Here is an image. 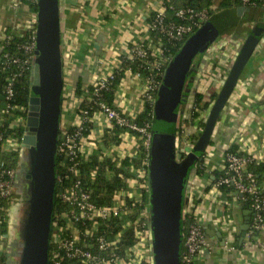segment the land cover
<instances>
[{
  "label": "crops",
  "instance_id": "1",
  "mask_svg": "<svg viewBox=\"0 0 264 264\" xmlns=\"http://www.w3.org/2000/svg\"><path fill=\"white\" fill-rule=\"evenodd\" d=\"M169 1L59 0L64 73L61 128L71 130L80 101L86 97L75 94L78 84L81 83L85 90L113 70L119 58L127 54L132 45L146 38L150 20L158 11H163ZM31 3V0H0V54L8 35L22 36L34 28L37 13ZM217 4L218 1H215L212 8H216ZM237 9L220 12L214 16V22L210 21L220 36L205 53L196 57L190 72L192 76L188 77L192 84L184 105L188 102L194 105L195 94L198 92L204 95L202 105L209 106L221 91L240 46L246 40L245 34L249 36L259 28V44L216 124L203 161L198 163L187 178L184 198L188 201L184 206V230L193 215L205 229L209 243L197 257L196 264H264V231L255 233L253 237L246 235L244 242L240 243V228L248 217L251 222V210L215 185L222 171L224 156L232 148L264 164V10L250 8L239 14ZM232 37H235V43L239 40L233 50L229 48ZM195 78L198 80L196 92ZM144 87V80H138L128 73L119 87L125 110L135 119L144 110L145 102L141 98ZM91 127L88 139L96 143L95 153L112 129L103 116H95ZM120 138L124 141L122 145L105 147L103 153L115 150L117 154L116 151L121 149L130 158H137L141 136L123 133ZM19 147L16 141L8 150H19ZM178 149L182 151L180 146ZM28 161V151L21 147L16 175L18 180L20 166L26 167ZM26 170L28 174V168ZM148 174L146 171L149 191ZM25 175L19 184L26 190L27 186L23 185ZM261 187L264 191V181ZM25 200L22 195H14L8 211L7 241L13 238L15 250L22 248L23 244V222L28 212V199ZM226 223L233 229L230 239L225 231ZM16 225L19 226L18 233L17 228H14Z\"/></svg>",
  "mask_w": 264,
  "mask_h": 264
},
{
  "label": "built area",
  "instance_id": "2",
  "mask_svg": "<svg viewBox=\"0 0 264 264\" xmlns=\"http://www.w3.org/2000/svg\"><path fill=\"white\" fill-rule=\"evenodd\" d=\"M31 1L38 2V0ZM239 1L243 7L255 8L257 6L255 2L250 5L251 0ZM260 1L264 9V0ZM176 18L181 22L168 19L164 10L158 11L147 25L146 38L132 45L127 54L119 58L113 70L90 85L94 87L93 96L82 97L71 130L61 128L58 153L61 152L68 158L71 183L70 186L56 193V199L64 206V209L58 212L59 219L53 222L49 264H153L150 195L145 169L135 170V164L130 166V173H134L124 179L127 186L114 195L112 206H99L94 202L92 193L85 186L81 169L83 163L89 161L97 147L95 142L88 139L95 116H103L110 129L114 127L124 129L125 133L130 136L139 134L143 139V145L149 150L150 126L141 127L135 121L134 116L125 110L119 89L115 94L114 107L101 101L102 92L108 90L115 80V72L122 65V57L131 61L138 59L155 73L147 78L132 68L128 69L127 73L138 80L145 81L141 98L145 103L155 106L157 100L155 93L161 86L160 77L164 76L174 57L173 51L185 37H190L209 20V14L206 10L198 11L193 7H187L177 11ZM36 32L37 20L32 30L18 36L27 38L23 44L18 46L22 54L6 53L0 58V69L11 72L7 77L2 96H0V127H3L10 117H14V126L23 123L22 114L28 113V107H20L12 102L15 97L17 80L32 70L35 64L37 58ZM152 33H158L159 36L152 37ZM12 37L11 35L9 38L6 37L2 45L4 46L5 42ZM84 91L86 92L87 89ZM82 103H85L84 107H81ZM95 108H97L96 111H94ZM202 131L201 129L200 132ZM1 141H3L2 134H0ZM123 142L121 139L120 144L122 145ZM13 144H16L14 139L5 140L1 147L2 152L8 150ZM116 152L118 153L115 157V150L104 152L101 159L114 157V164L121 166L122 160L130 157L121 149ZM252 163L262 164L257 163V159L253 156L246 155L239 150L228 151L224 156L221 174L215 182L220 191L222 187L231 189V192L226 194L227 196L248 205L252 212V219L247 235L251 237L255 233L264 231V191L257 174L248 170V166ZM16 175L17 171L7 166L0 154V201L14 197ZM90 177L93 181L95 170H91ZM59 182H62L61 177L57 178V183ZM143 192L146 197L143 196ZM136 206H143V211L136 215L135 219L129 218V216H135ZM192 216L183 235L181 264H196L197 257L209 245L205 229ZM127 217L129 219L123 226L134 230L138 243L134 248L126 250L125 257H122L116 253L117 245L121 240L120 234L111 242L107 234L97 233V227L111 220L123 221ZM3 223L4 218L0 213V264H8L4 250L8 235H6L7 230L4 229ZM226 226L225 231L230 239L233 229L229 228L227 223ZM138 249H142L145 256L140 257Z\"/></svg>",
  "mask_w": 264,
  "mask_h": 264
},
{
  "label": "water",
  "instance_id": "3",
  "mask_svg": "<svg viewBox=\"0 0 264 264\" xmlns=\"http://www.w3.org/2000/svg\"><path fill=\"white\" fill-rule=\"evenodd\" d=\"M36 60L32 68V93L21 147L28 151V212L23 222L20 264H49L50 241L57 192V155L61 131L64 73L61 50L59 0H38ZM238 13L250 8L239 7ZM259 28L247 37L225 83L209 110L205 128L193 149L183 153L174 133L152 131L148 151L149 195L153 264H181L184 235V190L190 172L203 161L216 124L259 44ZM220 36L207 21L192 34L170 61L154 108L157 128L164 130L181 116L186 103L182 91L194 61ZM165 128V129H166ZM250 227L241 226L240 243ZM7 235V232H6ZM220 237L221 234H220Z\"/></svg>",
  "mask_w": 264,
  "mask_h": 264
},
{
  "label": "trees",
  "instance_id": "4",
  "mask_svg": "<svg viewBox=\"0 0 264 264\" xmlns=\"http://www.w3.org/2000/svg\"><path fill=\"white\" fill-rule=\"evenodd\" d=\"M218 1V4L216 8H212L214 5V2ZM253 2L257 3V6L252 9H263L261 5L260 0H251L250 5L253 4ZM31 6L33 7V10L35 13H38V4L37 2H32ZM187 7H193L198 11H208L209 14V20L213 21V18L215 15H217L220 12H225L230 9H237L239 7H243L242 3L239 0H170L167 2L164 6V11L166 12V16L168 19L174 20L176 22H181L176 18V12L180 9L187 8ZM248 8V7H246ZM152 21V19L150 20ZM152 37H158L159 34L152 33ZM8 38L10 35L7 36ZM189 38V36L185 37L182 42L179 43L176 50L173 51V55L176 54V52L182 47V45L185 43V41ZM27 38H20L18 36H13L9 40H7L3 46V49L0 54V58H2L6 53L10 54H18L21 55L22 53L18 50V46L23 44ZM134 69L135 71H139L142 73L143 77L147 78L151 74H154V70L150 71L148 67L143 65V62L141 60H134L131 61L126 57H122V65L120 69L116 70V78L112 82V84L109 86L108 90H104L102 92V98L101 101L106 103L107 105L114 107L115 99H116V92L119 89L120 85L122 84L123 80L126 78V73L128 69ZM10 71H2L0 69V96H2L6 80L8 75L10 74ZM163 77H160V83L163 81ZM31 79H32V70L27 72L24 76L19 78L15 84V97L13 99V104L20 106V107H28L30 103L31 93H32V87H31ZM94 87L89 86L87 88V91L85 92L83 88L81 87V83L78 84L76 87L75 94L78 96H93ZM158 91H156L155 96L158 97ZM204 95L202 93L196 92L195 94V100H194V109L192 113L193 120H198V117L200 116V109H205L208 106L202 105L203 103ZM216 99V97H215ZM85 103H82L81 107H84ZM154 108L155 106H152L150 103H145L144 110L141 112L135 119L141 127H145L146 125H149V132L152 131H160V132H169L177 134L180 131V128L178 126V121L175 124H171L168 128H164V130H161L156 127L155 125V119H154ZM97 108L94 109L96 111ZM23 118L27 120L28 113H23ZM14 117H10L5 123L3 127H0V134L3 136V141L0 142V154L3 161L6 162L7 166L15 169L17 171L19 166V160H20V149H21V143L22 138L25 134V125L26 122L20 123L16 126L13 125ZM198 126L201 127L203 130L205 128V122L199 121ZM126 130L114 127L110 134H107L106 137L103 139L102 147H100L89 159V161L86 163L84 162L82 165L81 172L84 176L85 186L86 188L92 193V197L94 202L99 206H112L113 205V197L114 195L120 191L124 190L126 185V182L124 179L129 178L131 176L130 173V166L132 164H135V167L137 169H145L148 172V149L146 146L143 145V141H140V146L138 149V156L137 158H130L127 157L122 160L121 166H116L114 164V157L116 154H114V157H108V158H102L104 156L103 149L111 148L113 146H118L121 141V134L125 133ZM88 133V132H87ZM136 136H140L139 134H136ZM12 138L15 141L18 142L19 150H5L2 152L1 147L5 140ZM231 151H236V148H232ZM91 170H95V178L92 181L90 177ZM248 170L252 171L257 174L259 182L264 181V164H250L248 166ZM110 172V174L108 173ZM108 173V174H107ZM201 173V169L200 172ZM149 175V174H148ZM217 176V174L215 173ZM69 173L68 168V158L62 154L61 152L57 155V178H62V182L57 183V192L62 189L70 186L71 183V177ZM143 191V190H142ZM221 191H223L225 194L231 192V189L222 187ZM56 192V193H57ZM143 196L144 192H143ZM12 197L9 199H5L0 201V213L2 214L4 218L3 227L5 230L8 229V211L11 207L12 203ZM144 201V200H143ZM245 208H248V205L243 203ZM144 206V204H143ZM138 207L136 206V213L135 216L130 217L132 219L136 218V215L140 214L143 211L144 207ZM64 209V206L56 199V206H55V215H54V221L59 219V216L57 215L58 212L62 211ZM128 217L125 218L123 221L119 220H111L108 221L106 224H99L97 227V233H105L107 234V237L109 241L113 242V240L116 238L118 234H120V243L117 245L116 253H118L120 256L125 257L126 250L134 248L137 243L138 239L135 237L134 230L131 228H124V224L129 219ZM62 224V223H61ZM108 225V227H106ZM186 230V227H185ZM184 230V232H185ZM52 250V249H51ZM111 254V253H108ZM73 264V263H72Z\"/></svg>",
  "mask_w": 264,
  "mask_h": 264
},
{
  "label": "rangeland",
  "instance_id": "5",
  "mask_svg": "<svg viewBox=\"0 0 264 264\" xmlns=\"http://www.w3.org/2000/svg\"><path fill=\"white\" fill-rule=\"evenodd\" d=\"M247 37H248L247 34H245V38L246 39H247ZM234 38L235 37H232V42H231V39L228 38L231 43L229 42V40H228V42L230 44H232V45H230L229 48H232V50L236 48V46H237V44L239 42V40H238L235 43L234 42L235 41ZM243 44L240 47H242ZM194 83H195L194 92H196L195 91L196 90V87H197V84L196 83H198V80H196V78H195V82ZM214 101H215V99L211 101V103L209 104V106L207 108L200 109L199 110L200 111V116L198 117V120H196V121L193 120V118H192V113H193V107H194V105L191 104V102H188V104L186 106L183 105V109L181 110V112H182L181 113V116H179V118H178V126L180 128V131L177 133V136L178 137H179V134H181V137H182L181 138V141H180L181 143H179L178 146H180V148H182V151L183 152L189 153L193 149L195 143L199 139V136L197 137V134L200 135V133H201L199 131V130H201V127L198 126V122L199 121H202V122H206L207 121L208 116H209V110H210L211 106L213 105ZM61 120H62V114H61ZM140 140L143 141L142 138ZM27 166L26 167H23V168H21V166H20V177H19V180L16 178V184H18L17 185L18 188L15 185V192H14L15 193V196L21 197V195H22L24 197V200L25 199L27 200L28 197H29V191H28V188L29 187L25 190L24 187H22L21 183L19 184V182L21 180H23L24 175L27 174L26 173V171H27L26 169L27 168H28V171H29V164ZM25 180H26V178H25ZM25 180L23 181L24 182V184H23L24 186L26 185ZM18 189H19V192H18ZM26 200H25V202H26ZM25 204L27 205V203H25ZM19 224L20 223H18V225ZM18 227L19 226H17V225H16V227H14L15 230L17 228V230H16L17 233H18V229H19ZM12 243H13V238L10 237L9 240L6 242L5 248H4V250L6 252L7 258L8 259H11L13 257L12 260L10 262H8V264H20V262H21L22 248L15 250L14 249L15 248V244H14V247H13ZM138 250H139V253H140V257L145 256L144 253L141 251L142 249H138Z\"/></svg>",
  "mask_w": 264,
  "mask_h": 264
},
{
  "label": "flooded vegetation",
  "instance_id": "6",
  "mask_svg": "<svg viewBox=\"0 0 264 264\" xmlns=\"http://www.w3.org/2000/svg\"><path fill=\"white\" fill-rule=\"evenodd\" d=\"M190 76H192V73H190ZM188 79H190V78H188ZM187 79V83L185 84V86H184V89H183V91H182V99H184V98H186L187 100H188V98H189V95H190V89H191V82H190V80H188ZM184 105V103H182L181 104V106H180V108L182 107ZM184 157H186V154L184 155ZM29 174V173H28ZM28 174H26L25 175V178H26V180H25V182H26V186L28 187V184H29V180L27 179V175ZM27 187H25L26 189H27ZM12 260V258L11 259H8L7 258V261L8 262H10Z\"/></svg>",
  "mask_w": 264,
  "mask_h": 264
}]
</instances>
